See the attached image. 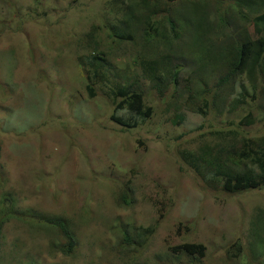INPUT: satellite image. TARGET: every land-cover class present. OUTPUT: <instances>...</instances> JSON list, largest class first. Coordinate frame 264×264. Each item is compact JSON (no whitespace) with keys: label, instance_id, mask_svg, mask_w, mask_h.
Returning <instances> with one entry per match:
<instances>
[{"label":"rangeland","instance_id":"rangeland-1","mask_svg":"<svg viewBox=\"0 0 264 264\" xmlns=\"http://www.w3.org/2000/svg\"><path fill=\"white\" fill-rule=\"evenodd\" d=\"M120 1L131 0H0V197L11 191L15 209L24 211L31 224L11 216L1 222L6 249L0 264L112 263L108 251L120 237L118 224L153 231L136 252L138 262H171L173 247L194 243L205 248L202 258L195 255L201 264H264V219L260 222L256 213L264 210V188L214 191L222 188L207 187L180 159V152L195 151L216 130L246 139L264 137L259 102L246 97L230 112L229 102L240 87L250 89L247 80L244 75L236 79L221 108L214 99L221 88L207 70L194 65L193 37L184 30L167 46L152 41L142 51L135 46L141 33H134L133 41L110 36L109 25L121 16L116 11ZM215 1L221 9L232 4ZM159 2L179 19L181 5ZM207 15L213 21L214 8ZM92 27L99 45L83 49ZM164 31L170 35L167 24ZM246 31L252 38L262 34L251 21ZM217 36L212 31L210 37ZM95 51L106 52L108 64L88 80L80 60ZM156 52L168 55L169 73L179 74L176 83L161 76L166 87L152 89L140 60L144 54L157 59ZM133 85L150 115L126 129L110 116L116 89ZM248 112L258 122L239 126ZM115 115L129 118L126 110ZM125 189L132 190L130 206L117 202ZM52 215L71 225L78 243L72 256L57 251L62 239L56 230L35 221ZM253 219L263 245L250 251ZM184 260L176 264L188 263Z\"/></svg>","mask_w":264,"mask_h":264},{"label":"trees","instance_id":"trees-1","mask_svg":"<svg viewBox=\"0 0 264 264\" xmlns=\"http://www.w3.org/2000/svg\"><path fill=\"white\" fill-rule=\"evenodd\" d=\"M131 0L123 5L120 1L116 11L121 16L114 20L108 27L110 36L115 38L133 41L134 33H141L140 44H135L141 51L151 48L150 43L155 46H167L172 40L180 38L181 31L193 37L192 56L195 57L199 69L208 71L209 77L217 81L214 99L217 104L224 108L225 102L234 91L236 79L244 75L250 89L240 87L238 96L229 102L230 112L244 105L249 97L251 102H259L258 108L264 114V0H230L232 4L221 9L219 2L215 0H165L166 3H178L181 5L179 19L170 17L169 9H164L159 0ZM125 3V2H124ZM213 21L209 20L207 9H213ZM167 16V17H165ZM155 17H157L155 19ZM160 17V20L158 19ZM121 19V21H119ZM242 19L243 24L239 25L238 20ZM182 22V24L180 23ZM258 28L262 33L257 38L247 34L246 25L249 22ZM115 22H118L116 27ZM169 26L168 36L164 31V25ZM176 26L178 27L176 29ZM141 27V28H140ZM96 28V27H95ZM91 28L86 33V39L82 48H89L90 44L99 45L95 37V29ZM212 31H217V37H210ZM223 37L225 41L218 43V38ZM191 48V47H190ZM170 51V50H169ZM95 55L83 57L80 66L86 71V78L92 80L104 66L108 64L107 54L103 51H95ZM157 59H148L145 56L140 60V68L143 76L151 82L152 89H159L165 83L161 76H167L176 83L179 70L168 72L164 61L168 55H160L156 52ZM88 60V61H85ZM88 64H86V63ZM90 66L91 70L87 69ZM90 72V73H89ZM92 72V73H91ZM89 96L93 95L91 87L87 86ZM161 91V90H160ZM163 91H161V94ZM113 114L110 119L117 125L126 129H134L146 118H149V108L144 105L143 94L136 85L118 88L113 99ZM208 107V105L204 104ZM218 106V105H217ZM126 110L128 119L118 117V111ZM181 121L183 119L181 118ZM258 118L251 113H246L240 120L239 126H253ZM264 122V118H263ZM232 131V130H230ZM180 159L211 189L220 187V190L227 194H237L248 190H260L264 188V137L246 139L238 137V134L216 130L210 133L209 139L196 148L195 151L180 152ZM118 193L117 202L123 206L132 205L134 199L131 189H125ZM16 198L11 191L4 192L0 197V259H4L2 250L6 249V239L3 237L1 222L8 217L28 224L30 219L24 211L15 209ZM258 220L264 219V210L258 209ZM41 221L47 228L57 232L62 243L57 247L64 256H72L77 249V240L72 232L68 220L62 216H48V219H35ZM250 233L253 242L248 244L250 251L257 250L262 244V236L256 228L258 222L253 219ZM31 226V224H28ZM120 230V237L115 246L108 251V256L114 260L108 264H147L148 261L138 262L136 252L142 246L146 238L152 236L150 229H136L135 227L117 226ZM3 240V241H2ZM5 242V243H4ZM255 244V245H254ZM257 244V245H256ZM174 258L170 261H163L162 264H176L180 259H185V264H201L195 260V255L202 258L205 248L202 244L185 243L172 248ZM264 252V250H263ZM131 256L133 259L125 261L124 257ZM2 256V257H1ZM193 256V258H190ZM27 257V256H26ZM190 258V259H189ZM189 259V260H187ZM17 264H33L32 261H20Z\"/></svg>","mask_w":264,"mask_h":264}]
</instances>
